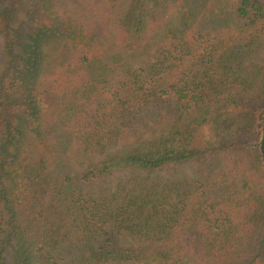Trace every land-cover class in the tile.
Segmentation results:
<instances>
[{
	"label": "trees",
	"instance_id": "16d2710c",
	"mask_svg": "<svg viewBox=\"0 0 264 264\" xmlns=\"http://www.w3.org/2000/svg\"><path fill=\"white\" fill-rule=\"evenodd\" d=\"M257 53L264 0H0V264H264Z\"/></svg>",
	"mask_w": 264,
	"mask_h": 264
},
{
	"label": "rangeland",
	"instance_id": "374dc122",
	"mask_svg": "<svg viewBox=\"0 0 264 264\" xmlns=\"http://www.w3.org/2000/svg\"><path fill=\"white\" fill-rule=\"evenodd\" d=\"M264 65V53H257L254 55H251L250 58H248V60H246V63L244 65V69L246 68L247 74L249 75L252 74V71L258 67V66H262ZM170 172H167L166 174H168ZM112 180V179H111ZM111 182L110 179L109 181H107L106 183Z\"/></svg>",
	"mask_w": 264,
	"mask_h": 264
}]
</instances>
